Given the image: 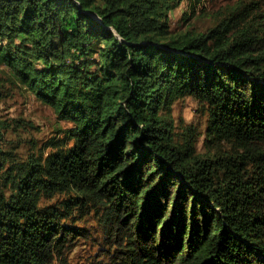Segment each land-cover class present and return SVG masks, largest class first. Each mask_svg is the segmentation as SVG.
Masks as SVG:
<instances>
[{
	"label": "trees",
	"instance_id": "16d2710c",
	"mask_svg": "<svg viewBox=\"0 0 264 264\" xmlns=\"http://www.w3.org/2000/svg\"><path fill=\"white\" fill-rule=\"evenodd\" d=\"M183 1L0 0V100L22 85L71 123L22 157L0 117V264H78L89 217L109 264H264V9L178 31Z\"/></svg>",
	"mask_w": 264,
	"mask_h": 264
},
{
	"label": "rangeland",
	"instance_id": "374dc122",
	"mask_svg": "<svg viewBox=\"0 0 264 264\" xmlns=\"http://www.w3.org/2000/svg\"><path fill=\"white\" fill-rule=\"evenodd\" d=\"M250 1L202 0L196 3L192 0H184L171 13L170 24L178 31L189 28L206 31L220 18L229 15L234 7ZM254 1H259L264 9V0ZM194 5L197 9L195 14ZM10 92L9 97L0 100V117L10 122L11 125L6 129L7 142H12L11 145L17 147L16 151L20 156L26 157L31 152L44 147L50 138L59 135L57 131L59 128L71 126L70 122L58 118L51 106L37 99L22 85L12 87ZM172 114L178 125L193 124L199 129L198 131L201 132L199 150L204 152L208 148L204 139L206 117L202 114L198 101L192 96L181 98L174 103ZM95 218L89 217L83 223L90 232L89 239L87 241L81 239L72 250L71 256L78 264L111 262L108 254L112 250L113 239L105 235Z\"/></svg>",
	"mask_w": 264,
	"mask_h": 264
}]
</instances>
